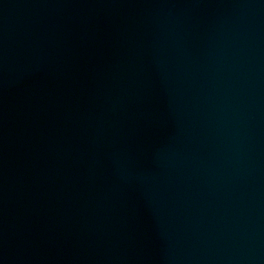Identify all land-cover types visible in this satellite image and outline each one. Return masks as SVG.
Masks as SVG:
<instances>
[{
  "label": "water",
  "instance_id": "obj_1",
  "mask_svg": "<svg viewBox=\"0 0 264 264\" xmlns=\"http://www.w3.org/2000/svg\"><path fill=\"white\" fill-rule=\"evenodd\" d=\"M0 264H264V0H0Z\"/></svg>",
  "mask_w": 264,
  "mask_h": 264
}]
</instances>
